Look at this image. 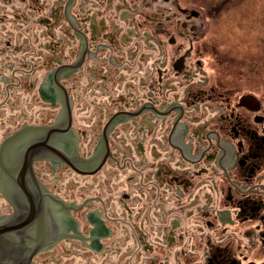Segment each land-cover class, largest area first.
Segmentation results:
<instances>
[{"label":"flooded vegetation","instance_id":"flooded-vegetation-1","mask_svg":"<svg viewBox=\"0 0 264 264\" xmlns=\"http://www.w3.org/2000/svg\"><path fill=\"white\" fill-rule=\"evenodd\" d=\"M205 1L0 0V264H264L261 49Z\"/></svg>","mask_w":264,"mask_h":264},{"label":"rangeland","instance_id":"rangeland-1","mask_svg":"<svg viewBox=\"0 0 264 264\" xmlns=\"http://www.w3.org/2000/svg\"><path fill=\"white\" fill-rule=\"evenodd\" d=\"M217 1V2H216ZM236 0L235 2H237ZM208 1L199 0V4H207ZM216 2L213 8L223 5L219 11V17L231 16L238 23L241 22L240 30L231 31V36L237 43L234 45H247L252 38V45L257 44L261 49L262 68H263V94H264V0H239L234 7L228 8V5L233 4V0H213ZM204 8L207 6L203 5ZM230 7V6H229ZM201 9V8H200ZM204 11V9H203ZM205 12V11H204ZM248 46V45H247Z\"/></svg>","mask_w":264,"mask_h":264}]
</instances>
